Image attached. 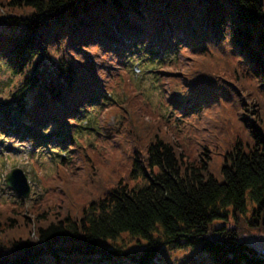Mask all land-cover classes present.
Wrapping results in <instances>:
<instances>
[{"label":"trees","instance_id":"trees-1","mask_svg":"<svg viewBox=\"0 0 264 264\" xmlns=\"http://www.w3.org/2000/svg\"><path fill=\"white\" fill-rule=\"evenodd\" d=\"M132 61L150 73L173 67L182 89L163 92L165 81L148 76L160 101L135 98L142 108L122 132L127 175L137 180L127 185L115 172L109 185L95 184L86 172L111 171L121 141L87 171L70 151L78 135L98 132L92 114L109 99L107 67L131 80ZM0 70L8 74L0 136L23 128L36 151L50 147L53 160L84 171L59 168L32 211L3 209L0 264H64L79 254L163 264V248L186 246L213 264H264V252L227 224L249 213L264 226V0H0ZM124 235L142 243L134 255L115 249Z\"/></svg>","mask_w":264,"mask_h":264},{"label":"rangeland","instance_id":"rangeland-1","mask_svg":"<svg viewBox=\"0 0 264 264\" xmlns=\"http://www.w3.org/2000/svg\"><path fill=\"white\" fill-rule=\"evenodd\" d=\"M185 47V46H181ZM101 48V47H100ZM95 47L88 48V52L94 51ZM185 48H180V51L174 54L175 58L171 59L169 63L173 66L177 64L176 58L183 59V53ZM174 63V64H173ZM131 71L128 70V76H132L129 80L127 77L122 76L119 68H114L115 64L108 66V70L105 73L104 64H100L98 71L99 74L104 75V83L106 84L109 92V99L104 106L97 108L92 116L94 118V124L98 128L97 133H83L77 136L75 147L70 151V154L77 153L82 155L84 165L87 166L85 171L89 170L90 167H95L102 160H105V152L109 155L112 153V142L113 140L121 141L122 151L116 162L111 161V171L106 173L104 176H100L96 171L99 169L90 170L86 172L90 180L97 184L103 183L109 185L108 182L115 175L124 178L127 185H133L137 179H131L127 175V171L130 169V163L128 167L125 166V157L123 154V148L125 147L127 140L125 134H122L125 125L133 124L134 117H136L137 109L136 99L139 98L140 104L147 106L153 104L155 101H160L159 94L156 93L154 87L149 86L150 82L148 76L151 78L157 76L161 78V81L165 83L161 84L163 92L166 90L174 91L182 89L180 81L178 80L179 74L173 67L166 66L163 71L157 72V70L151 72L149 70L133 71L132 68L139 65V62L134 61L127 63ZM0 82L8 80V74L5 71L0 70ZM137 74L139 79L135 78ZM145 77V79H144ZM143 78V79H142ZM141 79V80H140ZM153 83L156 79H152ZM145 87V89L143 88ZM131 89H134L136 93H132ZM139 96V97H138ZM179 101L183 99V93L178 92ZM177 102V101H176ZM223 104V103H222ZM148 107V106H147ZM228 111L224 116H220L223 119L225 116H230V107L227 105ZM224 109V108H223ZM222 109V110H223ZM164 112L163 109H161ZM225 111V109H224ZM213 115V114H212ZM178 119V115L174 117ZM193 122L192 119H187V122ZM54 129V128H53ZM25 133L23 128H20L18 132L9 131L7 134L0 136V218L3 214V209L8 205L23 206L26 210H34L37 208V203L42 199L41 197L46 192L45 187L48 186V182L55 175L59 168L64 169L71 176L77 173L84 172L80 166L74 167L69 163H61L58 160H53L52 156H57L50 152V147L42 146L37 151L36 147L28 142L21 134ZM61 136H51V139ZM226 137V136H225ZM185 145V144H184ZM58 153V151L56 152ZM67 154V153H66ZM64 154L63 156H65ZM212 159L210 164L219 163L221 160V153L217 154L211 152ZM19 167L24 172L28 183V196L25 198L18 197L15 190L8 187L3 179L4 174L8 172L12 167ZM93 169V168H92ZM66 194H69V190L63 188ZM49 190V188H47ZM41 194V195H40ZM21 198V199H20ZM44 205H47L45 203ZM250 211V208H249ZM239 220L233 222L230 219V223H227L230 227L237 225L241 239L246 238L245 243L249 247L255 248L258 252H264V226L261 222L259 226L249 223L250 214H246L245 217H239ZM218 224L217 221H215ZM110 247V243L107 244ZM142 243L132 239L126 235L122 236V239L117 241L115 249H123L126 255H134V252L139 251L142 248ZM204 251L197 246H186L181 248H163L159 253L158 257L163 264H213L206 259ZM79 256V260H78ZM73 260L63 261L64 264H100L94 261L85 259L86 254H79ZM121 259V258H120ZM53 260L50 257L46 258V264H52ZM105 264H129V259L122 256L121 261H115L114 263L107 262Z\"/></svg>","mask_w":264,"mask_h":264},{"label":"water","instance_id":"water-1","mask_svg":"<svg viewBox=\"0 0 264 264\" xmlns=\"http://www.w3.org/2000/svg\"><path fill=\"white\" fill-rule=\"evenodd\" d=\"M5 183L14 189L20 196H28V184L22 171L18 168L11 169L4 179Z\"/></svg>","mask_w":264,"mask_h":264}]
</instances>
